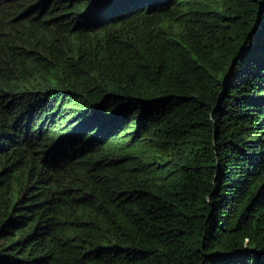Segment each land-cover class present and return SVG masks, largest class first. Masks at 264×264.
I'll list each match as a JSON object with an SVG mask.
<instances>
[{
    "label": "trees",
    "instance_id": "obj_1",
    "mask_svg": "<svg viewBox=\"0 0 264 264\" xmlns=\"http://www.w3.org/2000/svg\"><path fill=\"white\" fill-rule=\"evenodd\" d=\"M0 264H264V0H0Z\"/></svg>",
    "mask_w": 264,
    "mask_h": 264
}]
</instances>
